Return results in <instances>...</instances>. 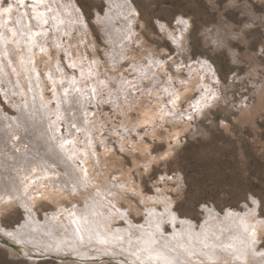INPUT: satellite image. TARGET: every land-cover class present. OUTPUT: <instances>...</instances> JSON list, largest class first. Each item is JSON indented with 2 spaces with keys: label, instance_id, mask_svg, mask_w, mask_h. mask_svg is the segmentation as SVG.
<instances>
[{
  "label": "rangeland",
  "instance_id": "1",
  "mask_svg": "<svg viewBox=\"0 0 264 264\" xmlns=\"http://www.w3.org/2000/svg\"><path fill=\"white\" fill-rule=\"evenodd\" d=\"M24 1L25 6L16 0H1L0 4L4 9L17 6L16 14L24 13L27 4L28 12L34 16L35 12L52 14L53 8H58L59 12V6L63 3L62 7L66 6L69 11L73 7L79 15L75 16L73 30H68L67 18L63 19L67 29L61 25V15L58 12L57 19L53 15L51 20L41 25L44 27V33L40 32V35L43 34L42 37L46 43L43 47L50 50L51 56L47 58L44 54H36L35 50L41 43L32 46L37 56L33 55L35 58L33 63L36 65L32 66L35 72L31 73L36 75V78L29 80L25 77L29 81L26 83L23 81L22 85L25 86L23 89L20 85L17 88L14 84H20L18 79L23 76H17L13 70L6 75V79H0V106L5 117L8 116L14 120L18 116L17 108L12 104L20 98L21 103L26 104L27 97H33L32 87L30 85L29 88L27 85L34 82V89L36 91L38 89L37 92L43 95L44 103L43 107L41 99H37L42 106L41 108L38 106L39 103L36 104L35 109L39 107L36 109L37 113L39 110L45 111L46 114L53 113L47 114V119L44 118L46 122L48 119L52 123L56 121L54 124L60 130L57 129L56 132L64 140L66 139L69 147L73 148V152H77L73 156L83 155L90 150L88 160L94 161L97 156L102 160L105 159L104 173L108 180L115 181L116 186L123 190L122 194L117 196L119 201L116 203L128 210L135 224H143L146 221L145 204L163 211L162 207L166 206L168 201L172 210L182 221H191L197 229L208 223L219 221L220 217L223 221L228 212L239 214V218L254 214L259 220L264 221V0H127L138 12L133 22L135 30L132 31L137 39H134L133 43L127 41L131 34L125 35L123 32L124 35L120 38L127 43L120 42L116 46L126 48L128 44L130 48L120 52L117 55L119 57L109 54L112 42L103 36L102 28L96 23L97 15H105L108 9L104 1ZM79 17L84 18H81L85 24L86 32L84 33L83 26L80 28L81 23L77 22ZM180 17L187 20L189 26L184 52L179 55L173 41L160 31L159 24L163 22L174 28ZM114 22L121 26L120 21ZM2 30L0 26V39ZM30 35L28 34L27 40L33 42ZM34 36L37 35L34 34ZM1 43L2 40H0ZM39 50L41 51L42 47ZM155 59L158 62L161 61L160 66L157 67L158 73L161 72V74L159 78L150 79L145 77L146 74L138 67L144 69L145 66L151 65L153 68ZM201 60L210 63L216 74V80L207 82L213 85L210 97L207 94L206 97H202L203 92L201 93L193 84L188 86L187 92L184 85L179 86L183 84L185 76L193 77V64ZM110 61L113 63L111 70L115 71V79H119L113 82V93L110 92L111 84L108 81L106 83L101 75L98 77L97 73V70L100 73L101 70H109L105 69L104 65H110ZM171 61L178 64L172 67ZM90 66L92 74L83 73V68ZM131 66L133 70L130 69ZM205 74L201 73L199 80L203 79ZM0 75L2 76L1 72ZM172 75L181 77L176 79L180 82L175 81L177 82L175 87L177 85V91L180 89L182 97L179 96L175 102L171 98L173 93H169L167 89ZM1 88L12 92L11 100L5 98ZM24 89H27V92ZM170 89L174 88L170 87ZM16 91L22 95L16 94ZM156 94H161V98H156ZM68 96L74 97L76 100L73 99V101L78 102L79 105L75 102L74 104L78 105L76 107L82 111L81 116L89 115L88 122L91 127L93 126L90 127L89 134L84 129L78 131L75 124L71 126L74 130L68 131L69 124L64 115L67 113L66 110L70 115L74 114V110L70 111L72 100ZM167 96L170 98L168 99ZM81 97L83 99H80ZM44 99L48 100V103ZM156 99H162L161 102L165 106L161 102L158 104ZM114 101H118V104ZM85 104L88 111H85ZM60 105L63 106L59 107ZM66 106L68 109H63ZM158 107L160 112L165 109L163 113H166L165 117L156 118L154 122L142 126L143 111L146 109L145 112H150ZM176 133L179 137L172 139ZM169 138L172 139L173 150L168 155L151 161V155L156 156L168 150ZM142 142L150 145L148 152L139 145ZM130 179L135 180V184L132 185L129 182ZM37 185L39 186V182ZM129 185L133 186L134 191ZM3 191L0 192V226L6 230H23L19 236H26V238L34 236L33 228L36 226L30 221L28 212L25 208L24 211L23 206L16 200L7 202L4 198L6 193ZM53 199V201L38 199L33 207L36 219L44 222L52 218V213L61 212L63 215L60 218L65 222L71 216L69 211L74 208V205L69 199ZM254 201L258 205L257 208ZM73 202H80V200L75 198ZM205 207L215 208L219 218L207 215ZM248 209L253 212L251 213ZM25 214L29 223L25 222ZM180 228L181 223L176 226L177 230L182 229ZM165 229L166 234H172V227L168 225ZM262 230H264L263 227ZM261 248L264 249V240L261 242ZM37 251L36 248H32L29 253L38 254ZM45 253L55 254V252ZM64 253L66 252L59 253L60 258L66 256ZM16 256L18 255L11 254L0 244V264H79L65 259H60V262L46 260L29 263ZM103 256L107 260L104 259L102 263H116L111 254H103ZM229 263L234 264L231 261ZM206 264L225 263L207 261Z\"/></svg>",
  "mask_w": 264,
  "mask_h": 264
},
{
  "label": "bare ground",
  "instance_id": "2",
  "mask_svg": "<svg viewBox=\"0 0 264 264\" xmlns=\"http://www.w3.org/2000/svg\"><path fill=\"white\" fill-rule=\"evenodd\" d=\"M16 1L19 2V4L25 6L24 0ZM102 1L106 3L108 9L105 15H97L96 23L100 28H102L103 36L108 38L109 42H112V45L110 44L111 47L109 54H115V56H117L118 54H120V52L127 51L130 46L127 44L126 49L123 46H116V44L120 42L127 43V41H132L133 43V40L137 39L136 36L133 35L132 31L135 30L133 28V22L135 21L138 12L127 0ZM62 5L59 6V12L58 8L55 9L52 7L54 11V13L52 14H40L35 12V15L32 16L28 12L29 8L27 4L25 12H22L21 14H16L17 12L15 13L17 6L9 7V5V9H4L0 4V26H2L3 29L0 39L2 40V43L0 44V72L2 73V76L0 75V77H2L0 78L1 80L4 78L6 79V75L13 70V72H15L17 76H23L22 78L19 77L18 79L20 84L14 83L15 86L17 85V88H19L18 85H20V88L23 89V81L24 83H26L30 80V78L36 76L33 75V73L35 72V68H32V66L36 65L35 63H33L35 61L33 55L44 54L45 56H47V58H50L51 56L50 50H46L45 47H43L46 46V43L45 39L43 40V34L40 35L44 31V27L41 25L51 20L53 15L56 18L58 12L61 15V25L66 28L63 19L67 18V20L69 21V23L67 24V27H69L68 30L74 29L73 23L76 18L75 16H78L79 14L76 13L77 10H75L73 7L69 11L66 6L62 7ZM81 18L82 17H79V19H77V22L81 23L80 28L83 26L82 32L84 33L86 32V29H84L85 24L82 20L84 18ZM116 20L120 21V27L118 26L117 22H114ZM34 21H36L35 24ZM159 26L160 31L169 39H171L176 45L177 51L179 52L178 54L180 55L181 52L183 53L186 46V41L188 40L186 36V32L189 26L188 21L183 17H180L176 21L174 28L163 22L160 23ZM59 28H61V26ZM130 29L132 30L128 31ZM31 31L35 33L32 34ZM123 32H125V35L131 34L129 40H121L122 38H120V36L124 35ZM28 34H31L30 39H33V42L27 40ZM34 34H36L37 36H34ZM37 43H41L42 46L38 44L37 50H35L36 54H34L32 46L37 45ZM41 47L42 50L40 51L39 48ZM159 62L157 60L156 63L154 62L155 64L152 63L153 68L151 65H149L145 66L144 69L140 68L139 66L138 69L142 70L146 74L145 77H150V79L159 78L161 72L158 73L157 67L160 66L161 61L159 60ZM96 64L98 63L96 62ZM112 64V62L110 65L105 64L104 68L109 70H101V73L99 72V70H97V73L98 77H100L101 75L102 79L105 80L106 83L109 82L111 84V91H109L113 93V82H117L119 79H115V71L111 70V68L113 67ZM171 64L172 67H175V65H177L178 63L172 62ZM132 66L130 67V69L132 68ZM193 67V77L186 78L185 76V79L182 78L184 79L183 84L181 83V85L179 86L183 87L182 85H184L185 92H187L189 88L188 86H191V84H193V86L199 89L201 93L203 92V95L205 93V96L202 95V97H206L207 95H209L210 97L213 85L208 84L207 82H213L214 80H216L214 68L210 63H207L204 60L194 63ZM83 69V73L87 72L92 74L91 66L84 67ZM32 71L33 73H31ZM50 73L52 75V72ZM201 73H204L205 76L203 79L199 80ZM25 77H27V79L29 80H27ZM174 77L175 75L171 76L172 80L169 78L170 80L168 82L169 84L167 89L169 93H173V95H170L175 102V100H177L182 94H180L179 92L180 89L179 91L176 90L177 85L175 87V83L177 84V82L175 81H178L176 79H181V77ZM44 78H46V76ZM103 85L104 87H106L105 84ZM27 86L32 87L33 91H31V95L33 97H27L28 99L26 104L21 103L20 97L19 100H16L15 104H12V106L17 108L18 115L16 118H14V120L13 118H9L8 116L5 117L3 109L0 106V117L2 118L0 120V190H4L3 192L6 193L4 198L7 202L16 200V202H19L23 206V208H25L26 212H28L31 218L30 221H32V223L34 222V226H36L35 228H33L35 230V235L28 236L26 238V236H19L20 232L23 231L20 230L21 228L19 229L20 231H17L15 229H8V231L2 226H0V235L7 236L12 243L16 244L15 246L19 247V250L23 252L30 261L34 262L40 256L53 255L59 261L60 259H65L69 261H76V263L79 264H105L102 263V261H104V259H107L104 258L103 254H111L117 264H206L207 261H218V263L224 262L225 264H230V261L234 264H264V249L261 248V242L264 240V230H262V227L264 228V221L259 220L254 216V214L248 217L243 216L239 218V214L228 212L226 214V218L223 217V221H221L222 219L220 217L219 221L210 224L208 223L205 226H200L201 229H197L191 221H182L181 218H179L175 214L174 210H172V208L170 207L171 205L168 201L167 205H164L162 207L163 211H160L154 206L148 207L147 204H145L147 209L145 211L147 213L146 221L143 224H135L131 220L128 210L116 203L119 201V199H117V196L122 194L121 192L123 190L119 189L116 186L117 183L115 181L108 180L107 175L104 173L105 159L102 160L101 158H97V156L94 161H91L90 159L88 160V154L90 150L86 152L87 154L83 152V155H76L77 157L73 156V154H76L77 152H73V148L69 147L68 142L65 141L66 139L64 140L61 136H59V133L56 132L57 129L59 130V128H57V126L54 124L56 121L53 119L54 123H52V121L48 119V121L46 122L44 117H46L47 119L48 116L46 115L48 113L46 114L45 111H41L39 109L38 113L36 111L37 108H42V106H40L41 104L44 107V103L42 101L43 95L37 92L38 89L37 91L34 89V82ZM170 87L174 89L171 90ZM8 89L10 88L8 87ZM1 90L4 91L3 93L5 98L11 100L10 94H12V92H9V90L5 91L6 89L3 90L2 88ZM24 90H26L27 92V89ZM17 91L16 94L20 95L21 93H17ZM16 94L14 93V95ZM134 95L136 96V94ZM160 96L161 94H156L155 97L161 98ZM167 97L168 99L170 98L169 96ZM37 99H41V104ZM69 99L72 100L70 101L72 102L70 103V111L74 110V114L70 115L67 110L66 114L63 112L65 114H63L65 120L69 124L68 131H73L74 128H71V126L75 124L78 131L84 129L85 132L88 133L91 127L88 122L90 119L89 115L86 114L84 116H81L80 112L82 111H80V109L76 107L79 105L78 102L76 103L75 101H73L74 97H70ZM80 99L83 98L81 97ZM162 99H156V102L159 104L161 101H163ZM60 101L61 100H59V102ZM77 101L79 100L77 99ZM46 102L48 103V100ZM74 102L78 105H75ZM37 103H39V107L35 109ZM114 103L118 104V101H114ZM170 103L171 100L169 104ZM137 105L139 106V104ZM163 105L165 106V104ZM62 106L60 105L59 107ZM81 107L83 108V106ZM64 108L66 109L67 106L63 107V109ZM86 110L87 108L85 104V111ZM128 110L130 109L128 108ZM145 110L143 111L144 115L142 118V126L144 124L147 125L154 122L156 118H161L163 116L165 117L166 114H163L165 109H161L162 111L160 112V107L153 108V110H151L150 112H145ZM52 114L53 113L51 112L48 115ZM176 116L178 115L176 114ZM6 121L8 123H6ZM6 124L8 125L6 126ZM4 126L5 128H3ZM95 127L97 126L95 125ZM85 132L83 131V133ZM178 137L179 134L176 133L172 136V139ZM172 139L169 138L167 140L168 150L165 153H161L156 156L151 155L150 160L153 161L155 159H160L168 155L174 148L173 146H171ZM139 145L145 152H148L150 150V145L147 144V142H142ZM95 147L96 146H94V148ZM130 180L131 181L129 182L132 185L135 184V180ZM37 182H39V186L37 185ZM132 185L129 186L133 190L134 188ZM53 198L69 199L74 205V208L69 211L71 213V216L67 219L68 221L66 220L67 222L65 221L66 223L60 218V216L63 215V213L61 214V212H56L55 214L52 213V218L45 220L44 222L36 219V213L34 212L33 207L38 199H48L50 201H53ZM75 198L79 199L80 202H73ZM255 203L256 201H254V204ZM256 205L255 208L258 207V205ZM204 210L206 211L207 215H211V217L213 215L218 217V215L216 214L218 212H216L215 208L205 207ZM248 211H251V213L253 212V210L249 209ZM180 223L182 229L180 228L181 230H177L178 228L176 229V226ZM123 224L124 226H122ZM58 225L60 226V228H56ZM168 225L172 227L173 232L171 233L173 235L166 234L165 228ZM0 244L4 246V248L9 250L11 254L19 256L15 248H12V246L3 244L2 242H0ZM32 248H36L38 250L37 252L39 253L34 255L30 254L29 252ZM45 252H55L56 255L52 253L47 254ZM60 252H66L64 253V255L66 256L60 258Z\"/></svg>",
  "mask_w": 264,
  "mask_h": 264
},
{
  "label": "water",
  "instance_id": "3",
  "mask_svg": "<svg viewBox=\"0 0 264 264\" xmlns=\"http://www.w3.org/2000/svg\"><path fill=\"white\" fill-rule=\"evenodd\" d=\"M22 209L24 210V208H22ZM25 222H28L29 223V221H27L26 214H25ZM16 229H17V227H16ZM0 242H2L3 244H6V245L12 246V248H15V250L19 254V257L18 256H16V257H18L19 259H23L25 261H28L29 263H33L32 261L29 260V258L27 256L24 255L23 252H21L19 250V247L15 246L16 244L12 243L11 240H9V238L7 236H1L0 235ZM46 260H55V261L60 262L55 256L52 255V256H40V257H38L35 260V263L42 262V261H46Z\"/></svg>",
  "mask_w": 264,
  "mask_h": 264
}]
</instances>
